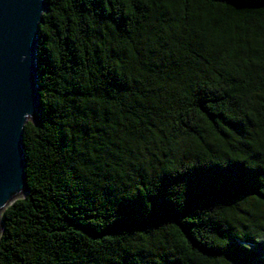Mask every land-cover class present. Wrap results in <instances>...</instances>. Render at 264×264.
Returning a JSON list of instances; mask_svg holds the SVG:
<instances>
[{
    "label": "trees",
    "instance_id": "16d2710c",
    "mask_svg": "<svg viewBox=\"0 0 264 264\" xmlns=\"http://www.w3.org/2000/svg\"><path fill=\"white\" fill-rule=\"evenodd\" d=\"M45 2L0 264H264V0Z\"/></svg>",
    "mask_w": 264,
    "mask_h": 264
},
{
    "label": "water",
    "instance_id": "95a60500",
    "mask_svg": "<svg viewBox=\"0 0 264 264\" xmlns=\"http://www.w3.org/2000/svg\"><path fill=\"white\" fill-rule=\"evenodd\" d=\"M45 0H0V237L3 212L28 194L23 132L41 117L39 29Z\"/></svg>",
    "mask_w": 264,
    "mask_h": 264
}]
</instances>
